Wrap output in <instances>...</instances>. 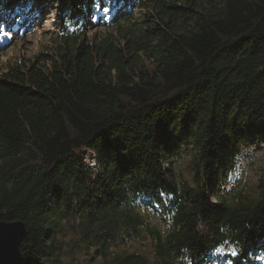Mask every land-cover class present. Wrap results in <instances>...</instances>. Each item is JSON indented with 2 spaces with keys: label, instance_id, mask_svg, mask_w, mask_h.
I'll use <instances>...</instances> for the list:
<instances>
[{
  "label": "trees",
  "instance_id": "obj_1",
  "mask_svg": "<svg viewBox=\"0 0 264 264\" xmlns=\"http://www.w3.org/2000/svg\"><path fill=\"white\" fill-rule=\"evenodd\" d=\"M48 18L53 46L0 69L22 264H262L264 173L242 171L264 148V0H0L9 35Z\"/></svg>",
  "mask_w": 264,
  "mask_h": 264
},
{
  "label": "rangeland",
  "instance_id": "obj_2",
  "mask_svg": "<svg viewBox=\"0 0 264 264\" xmlns=\"http://www.w3.org/2000/svg\"><path fill=\"white\" fill-rule=\"evenodd\" d=\"M48 20L49 21L45 24L44 33L37 31L34 33L22 34L21 36L13 34L9 35L3 28L4 24L0 21V69H4L9 65L20 63L33 57L40 51L53 46V38L51 37L50 31L52 19L48 18ZM95 33L96 31L91 30L88 34V38L93 39L95 37ZM250 151V155L243 161L244 168L242 171V179L249 180L250 178V182L255 183L257 177L264 173V148L255 147V149H250ZM188 160V157L183 159L182 162L178 164L177 168L184 167ZM183 170L186 172V168ZM127 247L130 250H140L149 255L151 253V243L148 241L144 244L140 240L130 241V245ZM79 258H81L79 260L81 264H87L88 258L86 256L81 254ZM261 261L262 264H264V256L261 257Z\"/></svg>",
  "mask_w": 264,
  "mask_h": 264
},
{
  "label": "water",
  "instance_id": "obj_3",
  "mask_svg": "<svg viewBox=\"0 0 264 264\" xmlns=\"http://www.w3.org/2000/svg\"><path fill=\"white\" fill-rule=\"evenodd\" d=\"M26 235L25 222L21 220L0 221V264L23 263L21 244Z\"/></svg>",
  "mask_w": 264,
  "mask_h": 264
},
{
  "label": "clouds",
  "instance_id": "obj_4",
  "mask_svg": "<svg viewBox=\"0 0 264 264\" xmlns=\"http://www.w3.org/2000/svg\"><path fill=\"white\" fill-rule=\"evenodd\" d=\"M182 257L180 258L178 264H192V259H191V251L187 247L182 249Z\"/></svg>",
  "mask_w": 264,
  "mask_h": 264
},
{
  "label": "snow or ice",
  "instance_id": "obj_5",
  "mask_svg": "<svg viewBox=\"0 0 264 264\" xmlns=\"http://www.w3.org/2000/svg\"><path fill=\"white\" fill-rule=\"evenodd\" d=\"M235 255V253H233Z\"/></svg>",
  "mask_w": 264,
  "mask_h": 264
}]
</instances>
